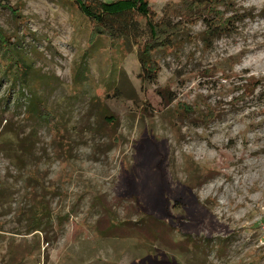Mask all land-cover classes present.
Returning <instances> with one entry per match:
<instances>
[{
  "label": "rangeland",
  "instance_id": "obj_1",
  "mask_svg": "<svg viewBox=\"0 0 264 264\" xmlns=\"http://www.w3.org/2000/svg\"><path fill=\"white\" fill-rule=\"evenodd\" d=\"M148 1L161 18L183 0ZM231 3L227 18H252L211 47L194 22L147 73L137 46L97 40L76 7L0 0V30L31 66L24 89L1 47L0 264H264V0ZM43 196L51 214L34 218ZM101 196L129 237L104 236ZM139 214L196 246L141 237Z\"/></svg>",
  "mask_w": 264,
  "mask_h": 264
},
{
  "label": "trees",
  "instance_id": "obj_2",
  "mask_svg": "<svg viewBox=\"0 0 264 264\" xmlns=\"http://www.w3.org/2000/svg\"><path fill=\"white\" fill-rule=\"evenodd\" d=\"M67 5L76 7L91 23L92 34L98 40L100 37L108 38L112 43L128 41L133 43L140 50L139 60L143 72L155 70L157 61L154 59L158 52H165L180 49L187 43L186 29L194 22H203L205 31L203 43L211 47L216 40L229 35L234 29L235 24L245 20L252 15L234 14L226 17V10L232 5L231 0H214L205 6L198 5L192 0H183L180 3H169L162 10V17L157 18V13L152 9L148 0H61ZM208 42V43H207ZM12 46L14 57L10 58L11 66L9 70H14L15 78L21 80V86L27 88L26 81L31 70V66L18 51L16 53V43L10 42L0 30V49L1 47ZM211 44V45H210ZM3 58L7 54L2 55ZM23 62V63H22ZM41 103L38 99L30 103L31 112L34 115L42 114ZM172 108V103L167 104ZM170 117L173 115L170 114ZM207 115L203 116V119ZM30 147V145H29ZM28 147V148H29ZM5 156L11 160L15 158L16 150L7 149L3 151ZM18 162L23 158L17 155ZM189 184L193 189L199 185L201 175L200 168L193 161L189 168ZM193 184V185H192ZM105 197H99V207L103 218L105 229L102 232L107 237H129L120 230L124 224H117L114 220L112 207ZM46 197L36 199L35 205L31 207L32 216L35 218L49 217L51 208L45 202ZM138 221L133 223L136 232L143 238L153 240L169 249L176 246L184 251L188 247L196 246V242L191 240L176 241L173 239L172 231L168 223L163 222L151 215L139 214ZM110 224V226H109ZM107 226V227H106ZM39 229H35L38 231Z\"/></svg>",
  "mask_w": 264,
  "mask_h": 264
}]
</instances>
